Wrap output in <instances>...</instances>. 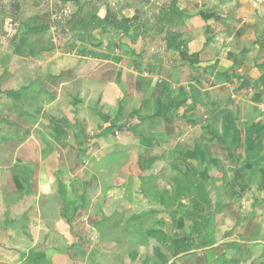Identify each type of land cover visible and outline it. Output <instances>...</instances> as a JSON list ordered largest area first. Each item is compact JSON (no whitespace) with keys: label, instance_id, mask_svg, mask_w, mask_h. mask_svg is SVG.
Listing matches in <instances>:
<instances>
[{"label":"crops","instance_id":"crops-1","mask_svg":"<svg viewBox=\"0 0 264 264\" xmlns=\"http://www.w3.org/2000/svg\"><path fill=\"white\" fill-rule=\"evenodd\" d=\"M152 1L170 3V13L164 19L155 18L153 27L143 25L141 5L136 6L137 11L128 8L141 0H127L121 20L113 27L115 14L122 9L118 13L105 9L104 16L95 12L94 17L105 26L90 30L81 22L86 17L76 12L75 34L88 33V42L75 37L73 54L67 56L65 52L71 49L52 46L40 54L42 59L33 60L29 55L32 63L26 60V70L33 61L50 66L38 77V82L48 83L40 85L37 93L32 85L35 81L30 77L26 80L32 86H26L24 95L45 101L24 110L22 106L12 107L21 121L12 120L10 125L26 129H19L18 138L4 140L6 130L0 125V146L6 143L10 148L6 158L0 155L2 165L9 159L8 166H0V264H104L113 253L122 256L119 249L139 238H95L101 228L118 227L129 233L131 227L155 225L163 219L158 214L162 208L155 207L161 193L170 196L178 187L184 193L193 188L182 183L178 175L172 176L174 164L185 163L197 146L187 155L179 152L183 143L170 134L188 129L177 128L178 122L171 118H179L181 113L187 120L200 93L221 98L225 89L221 86L232 80L239 83L236 92L240 95H230L236 98L235 103H240L248 91L242 88L244 83H248L244 87L260 93L256 94L259 99L251 102L255 108L243 111L235 106L236 124L230 126V135L213 140L226 147L240 144L243 148H264V0ZM83 52L89 53L88 59L84 60ZM98 57L108 63L102 70ZM138 68L141 75H134ZM224 69H229L227 74ZM224 75L218 89L208 82L209 77L218 81ZM81 76H87L85 81L90 84L100 82L103 89L98 91L94 85H89V90L66 88L65 84ZM121 95H126V103L119 112L117 99ZM135 97L141 100L137 114L129 102ZM128 113L131 116L126 119ZM243 116L249 122L237 120ZM115 123L122 131L135 133L116 139L108 131ZM228 127L219 128L220 137ZM92 135L95 138H90ZM161 147L167 153L157 154ZM160 158L164 159L162 173H151ZM157 174L160 182L167 177L175 190L162 189L155 180ZM79 211L85 214L79 215ZM113 245L118 250L111 251ZM132 255L136 259L142 256Z\"/></svg>","mask_w":264,"mask_h":264},{"label":"rangeland","instance_id":"rangeland-1","mask_svg":"<svg viewBox=\"0 0 264 264\" xmlns=\"http://www.w3.org/2000/svg\"><path fill=\"white\" fill-rule=\"evenodd\" d=\"M126 1L117 0L110 4L108 0L66 2L61 0H0V118L2 116V120L6 121L0 122V125L6 130L5 135H2L1 132L0 134L5 137L4 140L18 138L19 129H25V126L22 125L18 129L10 125L12 120L21 121L14 112L12 113V107L22 106L24 110V108H32L36 104L35 102L43 103L45 101L34 99L31 95H24L26 86L33 85L34 92L38 93L40 85L48 83V80L42 83L38 82L40 81L38 77L45 74L50 66L46 68L33 61V66L31 65L26 70L25 62L29 60V55L33 60L42 59L40 54L49 51L52 46L59 47V49L60 47L66 50L71 49V52H65L67 56L73 54V38H80L84 43L88 42V33L75 34L74 29L78 24L76 18L74 19L75 13L80 12L82 17L83 15L86 17L81 22L84 27L90 30L97 26L100 28L105 26L102 20L94 16H104L107 9L113 13H118L122 9V13L115 14L116 19L112 24L113 27L121 20L120 16L124 14ZM169 4L141 0L137 4L132 3L128 8L137 11L138 7L136 6L141 5V18L145 17L142 19L143 25L153 27L155 18L163 17L164 19V15L170 13ZM195 9L199 10L200 8L196 7ZM91 19L94 20V24L91 23ZM146 19L148 20L147 24L145 23ZM162 25L168 26L165 23ZM80 54L84 60L89 57L88 52ZM80 60L82 61L83 58ZM98 60L102 66L99 67L100 70L108 65L105 58L98 57ZM30 63L32 62L30 61ZM85 68L89 69V66H85ZM184 69L186 70V68ZM162 70H166V68L163 67ZM187 70L191 71L190 68ZM224 70L223 72L227 74L226 71L229 69ZM163 73L164 71L161 72V74ZM133 74L141 75V69L138 68ZM209 74L215 76L213 72H209ZM82 75H85V70L82 71ZM29 77L35 81L34 84H28L26 80ZM224 77L225 75L218 78V81L216 78L212 81L209 77L208 82L212 86L222 85ZM85 78L88 77L85 76ZM85 78L81 76L74 82L65 84L66 88L77 87L89 90L88 86L94 85L98 91L103 89L100 82L90 84L85 81ZM208 82H204V85H207ZM235 82L232 80L229 81L230 84L226 83L221 86L225 88L221 93V98L212 99L205 95L202 96L201 93L199 98L195 96L194 108L190 109L192 114H188L189 119L185 120L181 113L178 115L179 118H171L172 122H178L177 128L182 126L188 129L187 132L180 129V131L170 134L172 139H179L183 143L181 147H178L179 152L187 155L192 153L191 148L197 146L194 148L193 154L184 160L185 163L174 164L173 170L176 172L172 176L178 175V179L182 183L192 184L193 188L188 187L184 193L178 187L175 193L170 196L161 193L159 204H156L155 207L162 208L158 214H161L163 219L156 222L155 225H148L145 228L131 227L129 233L118 227H109L108 230L101 228L95 238H126V235L128 238H139L135 242L131 240L129 247L125 248L124 244L123 248L119 249L122 256L118 258L116 257L118 255L113 253L106 258L104 264H264V171L261 172V168L264 170V148H243L240 144L226 147L218 145L213 140L227 138L230 135L228 132L230 126L236 124L234 121L235 106L242 108L243 111L249 110L254 107L251 104L253 99H259L256 94L260 95V93L249 90V86L244 87L248 85V83H244L242 88L248 91L242 96L243 99H240V103H235V99L240 95L236 92L239 90V83L234 84ZM119 84L124 89L127 87L125 83L119 82ZM215 88L218 89L219 86ZM231 93L236 98H231ZM130 99L129 102L135 105L132 112H136V114L141 112V100L136 97L131 101ZM207 101H209L208 105H206ZM96 102L95 100L93 103ZM124 102L126 103V95L119 96L117 99L119 112L123 109ZM18 108L17 111H19ZM118 111L117 113L120 115L121 113ZM128 114L126 119L131 116V113ZM200 114L203 115L204 122ZM245 117H237V120H241L243 123L249 122L248 117ZM225 125L229 127L224 132V136L220 137L218 130ZM120 128L115 123L109 127L108 131L116 139L125 134L130 136L135 133L128 129L122 131ZM236 133L237 131H234V134ZM94 136L92 135L90 138H95ZM205 139L209 140L208 144L205 143ZM9 150L6 143L1 145L0 155L5 157L4 154H10ZM30 153L33 156L32 148ZM160 153L165 154L167 151L161 147L157 151V154ZM206 155L207 158H205ZM158 161L149 170L151 173L155 170H160L162 173L164 159L160 158ZM8 165V158L3 165L0 164L3 167ZM23 168L26 169V167ZM130 170L133 169L130 168ZM137 171L140 170L136 169ZM159 175L157 174L155 179L157 182L161 180ZM167 180L166 177L159 183L162 189L168 188L170 192L171 189L175 190L173 183ZM174 204H179L178 209H169ZM80 214L85 213L79 211ZM141 238H144L145 241H141ZM116 249L118 250L113 245L110 250L115 251ZM127 252L131 253V256L123 255ZM132 252L137 253V256L138 254L142 255L141 258L136 259Z\"/></svg>","mask_w":264,"mask_h":264},{"label":"trees","instance_id":"trees-1","mask_svg":"<svg viewBox=\"0 0 264 264\" xmlns=\"http://www.w3.org/2000/svg\"><path fill=\"white\" fill-rule=\"evenodd\" d=\"M61 1L66 2V1H74V0H61ZM263 171H264L263 168H261V172Z\"/></svg>","mask_w":264,"mask_h":264}]
</instances>
